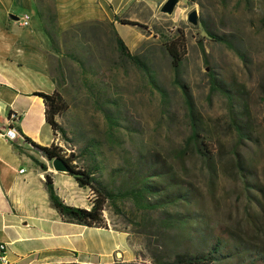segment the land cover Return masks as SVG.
Returning <instances> with one entry per match:
<instances>
[{"label": "rangeland", "instance_id": "374dc122", "mask_svg": "<svg viewBox=\"0 0 264 264\" xmlns=\"http://www.w3.org/2000/svg\"><path fill=\"white\" fill-rule=\"evenodd\" d=\"M181 1L186 14L149 24V34L142 32L139 44L127 46L147 73L120 55L106 23L81 25L51 39V75L62 110L53 145L74 156L76 167L93 168L97 183L108 191L129 190L132 166L153 155L192 189L196 198L186 206L143 211L128 199L105 206V223L127 234L128 264H153L151 254L167 261L183 251L187 231L159 222L174 214L196 218V225L211 233L234 235L240 256L231 264L253 256L264 260V0ZM194 10L196 26L185 18ZM177 30L184 34V51L175 77L163 44ZM205 31L225 37L229 45L208 40ZM127 32L120 29L123 36ZM211 76L233 96L236 113L248 111L251 139L238 142L228 101L211 92ZM187 98L200 140L212 155L208 162L188 143ZM234 152L246 168L244 176Z\"/></svg>", "mask_w": 264, "mask_h": 264}, {"label": "crops", "instance_id": "0c3cea01", "mask_svg": "<svg viewBox=\"0 0 264 264\" xmlns=\"http://www.w3.org/2000/svg\"><path fill=\"white\" fill-rule=\"evenodd\" d=\"M165 1L0 0V245L5 247L7 264L130 262L126 233L108 223L86 227L59 215L46 191V175L65 205L89 210L90 198L73 178L55 172L25 139L49 147L56 138L46 122L43 100L34 95L56 92L51 39L81 25L106 23L126 46L137 45L142 32L149 34V24L166 20L160 12ZM184 6L180 1L173 16L186 13ZM25 17L28 25L22 27ZM119 20L147 28L121 25ZM122 28L128 29L124 36ZM10 128L19 137L6 139L3 134Z\"/></svg>", "mask_w": 264, "mask_h": 264}, {"label": "trees", "instance_id": "16d2710c", "mask_svg": "<svg viewBox=\"0 0 264 264\" xmlns=\"http://www.w3.org/2000/svg\"><path fill=\"white\" fill-rule=\"evenodd\" d=\"M188 1L193 2L194 0ZM119 23L121 25L137 26L143 30L147 28L143 25L125 20H119ZM112 33L120 55L132 61L136 67L147 73L148 68L145 63L139 57L130 53L123 40L113 29ZM205 35L208 40L224 43L227 46L229 45L225 37H216L208 31H205ZM183 40L184 34L177 30L176 37L163 44L171 58V67L175 77H178L181 67V53L184 51ZM198 47L204 56L205 51L201 42H198ZM210 85L211 92L221 93L228 101L230 126L236 133L238 142L242 143L244 140L251 139L252 124L246 108L236 113L232 107L233 96L230 92L213 76L210 77ZM55 94L56 93L52 95H44L42 93L34 94L41 98L45 104L46 122L54 135L60 131L59 125L56 122V117L62 111L56 100ZM161 97L164 98L162 92ZM186 103L191 117V136L188 143H191L196 152L201 154L208 162L212 156L211 152L207 149V144L200 140L201 137L198 135L197 127L194 123L195 116L188 98ZM262 103L264 105V97L262 98ZM25 141L30 145L33 152L48 162L57 158L62 159L68 168V173H66V175L73 178L79 188L89 189L94 194V198L92 197L90 199L91 208L89 210L67 206L55 193L52 179L48 175L45 176V187L49 200L54 209L67 222L84 225L86 227H103L105 226L103 218L105 206L107 204L115 206L118 201L124 199L131 200L135 206L143 211H157L163 208L178 207L182 204L185 206L190 205L196 198L192 189L182 184L179 179L176 178L175 174L172 173L171 167L157 155H153L148 159L144 158L142 161H138L132 166V171L130 172L131 188L129 190L112 192L102 187L100 183H97L94 178L95 172L93 168L76 167L73 164L75 159L74 156H65L62 154L61 150L53 144L49 147H42L32 143L28 139H25ZM15 148L17 149V147ZM233 154L235 166L242 176H244L243 174L246 172V168L240 161L238 153L234 152ZM39 167L43 171L45 170V167L40 164ZM159 222L165 225V228L170 227L171 224L181 226L187 231V235L190 239L186 242L185 248L181 253L174 254L173 257L167 261H164L165 259L158 255L151 254L153 264H231L234 257L240 256L238 249L235 247L237 238L234 235H223L219 232L211 233L208 230L206 231L202 229V227L196 225L198 224L196 218L174 214L165 215ZM245 250V252L248 251V249ZM263 263L264 260L260 259L258 256H253L242 264Z\"/></svg>", "mask_w": 264, "mask_h": 264}, {"label": "water", "instance_id": "95a60500", "mask_svg": "<svg viewBox=\"0 0 264 264\" xmlns=\"http://www.w3.org/2000/svg\"><path fill=\"white\" fill-rule=\"evenodd\" d=\"M178 4H179V0H166L164 4L161 6L160 12L164 15L172 16ZM186 21L188 24L192 26H196L198 24L197 12L195 10L189 12L186 15ZM51 166L52 169L57 173H64V174L68 173V168L66 163L60 158L51 161Z\"/></svg>", "mask_w": 264, "mask_h": 264}, {"label": "built area", "instance_id": "2783aa9c", "mask_svg": "<svg viewBox=\"0 0 264 264\" xmlns=\"http://www.w3.org/2000/svg\"><path fill=\"white\" fill-rule=\"evenodd\" d=\"M180 1L181 0H179V4H180ZM184 14H186V13L184 12ZM185 18H186V15H185ZM20 25L22 27L27 26L28 25V17H25V20L20 22ZM14 120H15V118L12 117L10 121H14ZM3 136L8 140H14L15 138L19 137V134L14 129L10 128L4 132ZM19 173H23V170H20ZM4 250H5V247L3 245H0V264H7V261H6L5 256H4Z\"/></svg>", "mask_w": 264, "mask_h": 264}]
</instances>
